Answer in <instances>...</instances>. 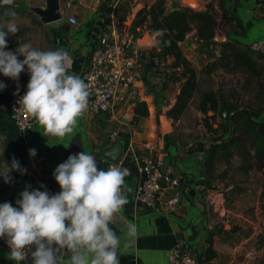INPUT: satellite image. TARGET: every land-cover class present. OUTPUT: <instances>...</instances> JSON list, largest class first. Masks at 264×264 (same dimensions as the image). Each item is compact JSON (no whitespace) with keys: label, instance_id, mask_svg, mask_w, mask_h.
<instances>
[{"label":"crops","instance_id":"crops-1","mask_svg":"<svg viewBox=\"0 0 264 264\" xmlns=\"http://www.w3.org/2000/svg\"><path fill=\"white\" fill-rule=\"evenodd\" d=\"M125 1L127 0L76 1L70 14L76 17L77 25H71L65 19L50 23L55 28L57 47L64 48L69 53L72 72L81 75L98 35L105 27L122 21L116 10ZM244 2L233 13L239 17L244 32L234 39L248 43L264 32V0ZM35 4L44 5L45 0H36ZM133 10L129 8L127 11V20ZM192 30L194 37L184 39L181 47L184 56L196 71L197 87L187 108L177 119L167 113L180 93V82H167L169 66L154 68L146 64L148 58L157 55L159 49L156 43L143 45L145 58L136 68L137 80L126 102L108 115L95 114L88 107L78 119L74 131L64 137L46 133L38 122L25 131L16 128L9 116L6 90L0 91V162L4 160L10 165L12 159L16 158L21 168L27 169L24 174L13 170L10 173L13 179L8 183L1 177L3 189L0 191V202L10 201L16 206V199L26 185L40 188V181L43 179H50L58 192L60 186L53 171L72 153L85 150L96 158L98 167L107 169L109 161L103 159L100 153L119 141L123 149L122 167H135V156L147 152L159 157L165 171L177 175L182 184L180 200L173 209L168 208L165 196L155 208L140 205L135 199L134 189L124 188L127 202L115 214L112 222L117 234L121 236L120 264H168L170 251L177 245L196 258L205 257L209 238H212L215 252L210 264H264V214L259 198L251 206L241 205L237 201L230 205L226 203L221 210L211 201L214 192L224 191V184L214 179L207 170L212 140L222 131L216 133L209 130L203 122L206 113L199 108L206 91H221L225 95L232 91L240 93L243 82L235 86L223 83L219 75L220 72L225 74L222 67L211 73L204 71L207 63L219 57L221 46L219 43L199 40L196 29ZM173 60V57H168L166 64ZM26 76H29L28 73H21L19 80ZM5 77L0 74V81H4ZM6 80L4 83L13 79L7 77ZM255 89L256 87L251 89L253 96L256 94ZM144 103L148 107V115L140 117L135 124V109ZM161 108L167 109L164 115L172 123L168 131L161 130V113L158 112ZM213 113L209 110L207 114ZM210 121L214 128L221 122L219 117ZM256 121L264 127V102ZM229 127L230 122L223 136H228ZM114 131L118 132L117 137L112 135ZM149 143L153 146L152 150L145 148ZM130 144L133 149L129 147ZM200 145L203 150H199ZM30 148L37 149L34 157L29 154ZM256 186L259 195L262 190L261 179ZM243 210H249L253 214H247L250 218L242 217L244 223L239 224L242 227L238 228L228 217L239 216ZM128 223L136 225V232L132 237L126 233ZM8 253L4 246H0V264H16L9 259ZM67 256L65 253V261Z\"/></svg>","mask_w":264,"mask_h":264},{"label":"clouds","instance_id":"clouds-1","mask_svg":"<svg viewBox=\"0 0 264 264\" xmlns=\"http://www.w3.org/2000/svg\"><path fill=\"white\" fill-rule=\"evenodd\" d=\"M17 15L10 8L9 18L0 21V74L18 81L26 70L29 80L17 100L18 109L34 117L46 133L64 137L89 106V85L70 70L64 48L43 49L24 42L9 49L7 37L19 31ZM6 86L0 81V91ZM29 154L34 157L37 149L30 148ZM12 170L27 172L16 158L10 165L3 160L0 177L5 183L13 179ZM128 174L126 167H98L96 158L83 150L54 169L58 192L50 193L43 184L44 190L26 185L16 206L0 202V239L10 248L9 259L25 264L30 254L31 264H120L121 236L112 222L127 202L122 185ZM135 232L136 225L128 223L127 235Z\"/></svg>","mask_w":264,"mask_h":264},{"label":"trees","instance_id":"trees-1","mask_svg":"<svg viewBox=\"0 0 264 264\" xmlns=\"http://www.w3.org/2000/svg\"><path fill=\"white\" fill-rule=\"evenodd\" d=\"M128 1L120 3L117 7L116 14L119 20H122L118 21V28H121V24L126 20L128 10L125 11L123 6L129 5ZM10 8L13 9L11 4L6 0H0V13L5 14L7 18H9L7 11ZM15 11L18 14V10ZM118 13H122V15L119 16ZM225 14L227 16V13ZM137 16L139 18L135 21V27H140V25L142 28L148 27L157 34L156 47L159 49L157 55L165 62L168 57L174 58L172 63L166 64L172 70L170 75V70L167 73V76L169 75L167 82H180L181 90L175 104L167 114L177 119L187 108L197 87L196 71L184 56L181 42L185 39V34L195 28L199 40L217 44L213 42L217 25L216 19L209 13L196 11L187 6L166 12L165 0H155L150 6L145 5ZM234 19L240 23L238 16L235 15ZM219 45L221 46L219 57L207 63L204 71L211 73L220 66L231 72L242 69L258 76L256 101L250 100L244 104L241 101L243 95L236 91L225 95L221 91L209 90L203 94L199 108L206 113L203 118L204 125L216 133L222 131L212 140L208 151L207 170L214 179L224 184L229 205L237 197L247 192L255 175H260L262 190L259 194V201L264 214V127L250 122L247 114L243 110H239L232 115L230 133L225 137L223 134L229 121L225 120L222 115L223 108L234 98L240 102L241 108L249 110L252 118L256 120V116L261 110V104L264 102V64H258L246 43L228 38ZM209 110L214 113L208 115ZM135 112L134 120L137 124L140 117L148 115L149 110L146 103L143 106H137ZM218 117L221 122L217 128H214L210 119L216 120ZM199 150H203L202 145L199 146ZM136 173V167L130 168L125 180L131 179ZM2 189L3 183L0 177V191ZM214 254L212 238H209L205 257H200L201 264H210Z\"/></svg>","mask_w":264,"mask_h":264},{"label":"built area","instance_id":"built-area-1","mask_svg":"<svg viewBox=\"0 0 264 264\" xmlns=\"http://www.w3.org/2000/svg\"><path fill=\"white\" fill-rule=\"evenodd\" d=\"M76 1L61 0V13L71 25H77L78 21L70 11ZM140 32L141 28H135ZM194 37L193 30L185 34V39ZM251 52L260 55L264 64V32L256 39L246 43ZM144 46L139 44V39L130 35L128 28L119 30L116 24L105 27L93 43V47L88 57L87 64L81 73V77L89 85V109L98 115L111 114L128 99L131 90L137 80L136 68L142 59L145 58ZM147 65L154 68H165L166 62L158 55H153L147 59ZM29 76L23 80H11L6 83L7 105L9 116L14 126L25 131L34 126L37 121L30 114L18 109L20 106L17 100L26 91ZM19 88V92H17ZM113 136L117 137L118 132L114 131ZM133 149L132 144L129 146ZM146 150H152V144L145 145ZM136 157V169L138 183L135 187L134 196L140 205L148 208L157 207L159 201L165 196V202L169 209H173L179 202L181 196V179L177 175L165 171L162 160L150 153H142ZM109 166H121L108 162ZM41 184L46 186L50 193H55L56 186L50 179H43ZM44 190V188H41ZM124 187L122 185V192ZM212 203L217 209H223V193L214 192L211 196ZM0 246H4L10 252L9 246L4 239H0ZM34 249V246H32ZM30 254L25 259V264H31ZM23 264V262H16ZM168 264H201L200 258H196L188 251L175 246L169 254Z\"/></svg>","mask_w":264,"mask_h":264},{"label":"rangeland","instance_id":"rangeland-1","mask_svg":"<svg viewBox=\"0 0 264 264\" xmlns=\"http://www.w3.org/2000/svg\"><path fill=\"white\" fill-rule=\"evenodd\" d=\"M35 1L36 0H11V2L9 3L8 0H6L7 3L11 4L14 10H18L17 19L19 23V31L16 34L9 35L7 37L9 49L15 50L20 43H24V42H31L33 46L40 47L43 49L58 48L55 40L56 35H55L54 25L43 23L38 15L23 8L24 4L37 5L35 4ZM154 1L155 0H129L128 1L129 5H124L123 8L125 9V11L127 10L129 11V8L134 10L132 15H130V17L128 18V20L126 19L123 22V24H121L122 27L119 28V30H123L124 27L128 28L129 34L137 37L140 40V44L152 45L153 43H156L157 34L154 33L148 27L142 28V26L140 25L141 31L140 32L135 31V28H137L135 27V21L138 20L139 18V16H137L138 12L145 5L150 6ZM198 1H199V6L195 8H191V7L190 8L196 11H203L211 14L214 17V19H216L217 22L216 31L219 34L226 35L227 39L229 38L235 40L234 38H236L237 36L242 34V32H244L242 25L234 19L236 14L234 15L233 13H235V11H238L241 5H243L245 3L244 1L246 0H198ZM183 6H187V5L180 3V0H165L166 12H169L175 8H180ZM225 13H227V16ZM6 19L8 18L5 16V14L0 13V21ZM145 32L150 34L151 41L150 40L146 41L147 37L142 36V34ZM251 53L255 57L259 65L260 63H263V59L260 55H257L253 52ZM19 58L23 59L22 56H20ZM223 69L225 70V74L222 72L219 73V75L224 81L223 83H230L233 84L232 86H235V85H239L241 81L243 82V85L241 86V92L243 95L241 97V101L244 104L250 100L256 101L255 95L254 96L251 95L252 94L251 89H253V87L254 88L256 87L257 89L256 83L258 76H255L252 73H248L242 69H237L235 72H231L229 69H225V68ZM171 72L172 70L170 69L169 75ZM21 73H28V72L25 70ZM6 79L7 77H5L4 79L5 82L7 81ZM241 92L239 94H241ZM166 110L167 109L161 108L159 109L158 112L161 113L160 115H164ZM259 177L260 175H255V177H253L254 180L251 181V185L247 190V192L237 197V199H235L234 202L239 201L241 205L244 204L247 206H251V204L255 203L259 198L258 192L256 191L257 190L256 185L258 183V180L260 179ZM218 193H223V199L225 205L228 200L225 191L223 190L218 191ZM240 213L241 214H239V216L231 215L228 217V219L232 220L235 223L236 227L238 228L242 227L239 224L244 223L242 217H249L248 215L252 212L249 210H243ZM228 223L230 222L228 221ZM227 228H229V226H227Z\"/></svg>","mask_w":264,"mask_h":264},{"label":"water","instance_id":"water-1","mask_svg":"<svg viewBox=\"0 0 264 264\" xmlns=\"http://www.w3.org/2000/svg\"><path fill=\"white\" fill-rule=\"evenodd\" d=\"M180 3L185 4L191 8H195L199 6L198 0H180ZM23 8L38 15L40 17V20L45 24L58 22L63 19V15L61 13V0H45L44 5L24 4ZM147 35H149V38H151L149 33L145 32L142 34V36L144 37H146ZM226 40H227L226 35H221L217 31L215 32L213 42L222 43ZM139 44H140V40H139ZM141 45H148V44H141ZM239 110H243L247 114V117L250 122L254 123L255 125H259V122L252 118L250 111L246 109H242L240 103L236 101L234 98H232L223 108L222 115L225 120L231 122L232 115ZM160 125L162 131H168L172 127V123L168 120L166 115L160 116ZM100 156L109 162L119 164V162L123 157V149L121 142L119 141L115 142L111 147L103 150L100 153ZM11 172H13V170ZM125 181L126 183L123 185L124 188L135 189L138 183V176L135 175L131 179H127Z\"/></svg>","mask_w":264,"mask_h":264},{"label":"bare ground","instance_id":"bare-ground-1","mask_svg":"<svg viewBox=\"0 0 264 264\" xmlns=\"http://www.w3.org/2000/svg\"><path fill=\"white\" fill-rule=\"evenodd\" d=\"M146 37H147L146 40H150L149 35H147Z\"/></svg>","mask_w":264,"mask_h":264}]
</instances>
